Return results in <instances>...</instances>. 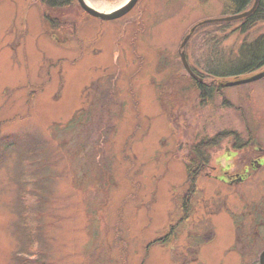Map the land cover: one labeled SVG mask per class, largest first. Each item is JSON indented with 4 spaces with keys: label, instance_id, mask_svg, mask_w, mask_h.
I'll list each match as a JSON object with an SVG mask.
<instances>
[{
    "label": "rangeland",
    "instance_id": "1",
    "mask_svg": "<svg viewBox=\"0 0 264 264\" xmlns=\"http://www.w3.org/2000/svg\"><path fill=\"white\" fill-rule=\"evenodd\" d=\"M45 9L0 0V264H184L195 256V264H244L224 249L216 224L247 217L246 230L248 212L264 203V156L242 183L203 172L196 194L186 170L190 148L224 131L239 136L209 155L248 138L264 150V78L224 86L236 79L205 76L222 88L203 98L178 52L194 26L232 14L225 1L139 0L113 20L78 5L50 9L76 26L54 36ZM239 20L221 34L227 52L245 36ZM203 25L186 47L190 62L202 52L199 34L217 26ZM252 31L264 33V22ZM187 215L176 236L156 243ZM252 226L263 240L249 262L259 264L264 228ZM208 229L216 237L201 250L213 251L186 255L188 233Z\"/></svg>",
    "mask_w": 264,
    "mask_h": 264
},
{
    "label": "trees",
    "instance_id": "2",
    "mask_svg": "<svg viewBox=\"0 0 264 264\" xmlns=\"http://www.w3.org/2000/svg\"><path fill=\"white\" fill-rule=\"evenodd\" d=\"M38 1L41 3L42 6L48 8L43 10V18L47 22L46 29L50 35L54 36L57 34L56 32L61 31L64 28L71 27L74 28L75 32V24L73 22L70 23L67 18L61 17V12L58 16H55L50 14L48 10H61L68 8L70 5L80 6L78 0ZM224 1L227 4L228 9L231 11V13L237 14L249 10L253 6L255 0ZM234 22L238 21L216 22L217 26L215 29H210L207 33L206 31L201 32L204 36H201V34H199L200 37L204 38L202 39L199 37L200 42L202 43V52L200 56H194L193 62H190L191 68L196 74L203 78L205 76H208L214 79H237L243 75L254 74L260 69L264 68V33H260L255 36L254 34H251L253 32L252 30H256L259 24L264 22V0L259 1L256 9L253 11L252 14L239 20L240 25L236 29V31L240 32L245 36L240 42L237 43L235 49L233 48V50H229L227 52L223 47L224 37L221 36V34L223 35L224 30ZM200 27H202V25L198 26L195 31L198 32L197 30ZM192 37L193 36H191V38ZM188 44L189 43H187L186 47L188 46ZM187 58L189 61H191L188 55ZM198 87L201 88V91L203 93L202 95L204 96L203 98H205V96L207 97L208 94H210L211 92L213 93L222 88L221 85L215 87V85L212 83H202L198 85ZM238 136V132L224 131L218 133L211 139L199 141L190 148V154L186 158V170L190 177L189 185L192 186V194H196V192H198L197 179L206 170L202 168L203 164H207L210 161L208 149L210 147H216L225 138H236ZM249 144L250 141L243 142L240 140H235V142H233V147L238 150H242ZM182 204L184 208V198L182 200ZM187 219H189L188 215L186 217H182L179 223H177L175 226H172L167 235H165V237L161 239H158L156 243H168L171 237L177 235V225L179 226ZM24 260L18 262V264H22ZM36 262L37 264H45L44 262H39L38 260H36Z\"/></svg>",
    "mask_w": 264,
    "mask_h": 264
},
{
    "label": "flooded vegetation",
    "instance_id": "3",
    "mask_svg": "<svg viewBox=\"0 0 264 264\" xmlns=\"http://www.w3.org/2000/svg\"><path fill=\"white\" fill-rule=\"evenodd\" d=\"M89 17L97 18L90 14ZM181 51L182 49L180 47L178 50L180 57ZM188 75L191 77V79H193V81L197 82V85L204 83L203 80H200L201 77L197 74L196 76L198 78L190 75L189 73ZM248 140H250L251 148L246 146L244 149H242L244 152L242 150L234 148L232 142L229 141L227 146L225 147V150L220 155H210V161L207 164L204 163L202 167L203 169H206L204 171V175L212 177L224 184L229 185H234L246 181L247 175H249L247 173H250L251 170L262 168L259 162L261 161L262 156H264L263 148L257 145V142H255L253 138H248L247 141ZM245 149L247 153L251 154L247 159L242 158V154L246 153ZM235 161L237 162V165L233 166ZM227 166H229V168H227ZM237 167L239 169H237ZM189 181L190 177L188 176V182ZM254 210L255 211L250 210L248 212L250 214V222L248 223L246 230L242 227L245 223H247L245 221L247 217H243L241 220H237L235 217L222 218L216 224L219 229L223 230V232H221V238L219 240H221L223 244H227L224 249L229 251V253L234 256H239L240 259L244 257L246 259V262L244 264H251L249 262V256L253 253V246L256 244V240H263L262 237H258V235L260 236L262 230L260 231L259 229H256L253 231L252 225H259L261 229L264 228V203L263 205H261V203L256 204ZM213 213H221L219 207H217ZM188 236L192 237L187 244L186 255L193 252L194 254L205 256L206 254H209L213 251L212 248L208 249V252H205V250L203 251V249L201 250V246L203 243H207L216 237V233L215 231H212V229L211 231L210 229H208L203 233H188ZM261 248L263 249V246ZM263 251L264 249L261 250V254ZM197 258V256L191 258L185 257L184 264H195L198 262Z\"/></svg>",
    "mask_w": 264,
    "mask_h": 264
},
{
    "label": "water",
    "instance_id": "4",
    "mask_svg": "<svg viewBox=\"0 0 264 264\" xmlns=\"http://www.w3.org/2000/svg\"><path fill=\"white\" fill-rule=\"evenodd\" d=\"M139 0H128L125 4H123L121 7H118L117 9L113 10V11H109V12H103L100 11L94 7H92L86 0H78L81 8L87 12L88 14L94 16V17H98L100 19L103 20H113V19H117L120 18L124 15H126L129 11H131L134 6L137 4ZM260 0H255L253 3V6L249 9L246 10L244 12L241 13H237V14H232L223 18H218V19H208V20H204L201 23L197 24L196 26H194L190 32L187 34V36L184 38L182 44H181V48H185V46L187 45L189 39L191 38L192 34L194 33V31L196 30V28L199 25L202 24H206V23H210V22H218V21H233V20H239V19H243L247 16H249L250 14L253 13V11L256 9L258 3ZM181 60L183 62V65L185 67V69L188 71V73L194 77H197L196 74L193 72V70L191 69V66L189 64V61L187 59L186 53L185 51H181ZM198 78V77H197ZM264 78V71L255 73L249 77L246 78H239L236 80H232V81H228L226 82L224 85L225 86H235V85H241V84H245V83H250V82H254L257 80H260ZM200 80L202 81L203 78H200ZM260 264H264V251L262 252L261 256H260Z\"/></svg>",
    "mask_w": 264,
    "mask_h": 264
},
{
    "label": "bare ground",
    "instance_id": "5",
    "mask_svg": "<svg viewBox=\"0 0 264 264\" xmlns=\"http://www.w3.org/2000/svg\"><path fill=\"white\" fill-rule=\"evenodd\" d=\"M92 7L103 11V12H109L117 9L118 7H121L123 4H125L128 0H120L117 3L113 4H107V3H98L95 0H86Z\"/></svg>",
    "mask_w": 264,
    "mask_h": 264
}]
</instances>
